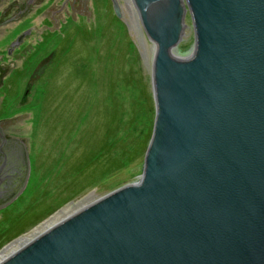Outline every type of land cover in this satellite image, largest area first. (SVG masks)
Here are the masks:
<instances>
[{"label": "water", "instance_id": "95a60500", "mask_svg": "<svg viewBox=\"0 0 264 264\" xmlns=\"http://www.w3.org/2000/svg\"><path fill=\"white\" fill-rule=\"evenodd\" d=\"M123 1L151 67L140 178L0 264H264V0ZM5 144L0 210L30 174L23 142L9 156Z\"/></svg>", "mask_w": 264, "mask_h": 264}, {"label": "rangeland", "instance_id": "374dc122", "mask_svg": "<svg viewBox=\"0 0 264 264\" xmlns=\"http://www.w3.org/2000/svg\"><path fill=\"white\" fill-rule=\"evenodd\" d=\"M83 7L88 15L72 12L66 0H0V83L5 85L0 119L4 132L26 146L30 165L25 189L0 211V255L51 220L57 222L140 178L146 148H137L151 137L154 104L139 29L123 0H83ZM76 27L81 30L75 32ZM22 34L18 46L10 49ZM65 40H78L70 57ZM58 44L64 45L52 57L59 61L52 94L41 105L42 83L24 94L35 66H47ZM110 122L115 125L111 133L116 130L108 154L119 166L94 169V134ZM35 207L28 221L36 212L50 213L35 226L23 225L19 229L26 232L5 242L9 222Z\"/></svg>", "mask_w": 264, "mask_h": 264}, {"label": "trees", "instance_id": "16d2710c", "mask_svg": "<svg viewBox=\"0 0 264 264\" xmlns=\"http://www.w3.org/2000/svg\"><path fill=\"white\" fill-rule=\"evenodd\" d=\"M75 32H78V30L80 31L81 28L76 27L75 28ZM67 42V43H66ZM78 40L69 44V40H65L64 44H68L67 48H68V52H67V56L70 57L72 56V54L75 51V46L77 44ZM64 44H58L56 46V48L53 51V54L50 56L51 61L46 64L47 66H45V63H39L38 66H35V69H37L34 74L32 75L31 81H30V86L26 89L25 94L26 95L28 93V90L30 87L34 86L36 83L40 82L43 85V92L41 94L42 100H41V105L43 104L42 101H44V99H46L48 97V95L50 96L52 94V90H51V85L53 83V81L56 78V72L57 71V67L58 65H56L58 62H54V60H52L53 56L56 55V53L61 50V48L63 47ZM65 47V46H64ZM60 48V49H59ZM58 49V50H57ZM60 60V59H59ZM44 62V61H43ZM65 63V62H64ZM53 68L54 70H56L54 72L53 70V74L50 73V71H48V69ZM64 67V64L63 66ZM61 67V68H62ZM17 73V72H16ZM16 73H14V75H16ZM50 85V90L48 88V86ZM115 126V125H114ZM112 126L111 122L109 124H107L105 131L103 132H98L94 134V169H98L99 167H101L102 165L106 164L107 167L110 168L109 171L113 170L114 167L118 168V164L116 163L115 159H112L109 154H108V146H109V139L111 138L110 136H112L113 132L116 130H113V132L111 133V130L114 129L115 127ZM104 128V127H103ZM95 129V127H94ZM89 133H93V132H89ZM149 141V140H148ZM148 141L141 142V144L139 143L137 150H139V148L143 147L146 148ZM137 150H134L132 152V154L134 152H136ZM146 150V149H145ZM90 161V160H89ZM92 163V162H91ZM103 173H108L106 171H102ZM81 174L78 173L77 176H79ZM95 179V177H94ZM19 197V196H18ZM17 199V198H16ZM15 199V200H16ZM15 200L12 202L14 203ZM11 203V204H12ZM11 204H9L8 206H10ZM37 205V204H36ZM7 206V207H8ZM7 207H5L4 209L0 210L3 211L5 210ZM36 207L34 209H29L26 212H24L22 215L18 216L15 221H10L9 222V226L7 228L6 231H8V235L4 238L6 239L5 242H9L15 238H17L18 236H20L21 234H23L24 232H26V230H21L19 229L20 227H22L23 225H28L31 223V225L34 224V226L41 220V218H43L44 216L48 215L50 213V211L48 212V214L46 213V211H40V212H36L35 216H33L32 218H34L32 221H28V217L30 216V212L33 210H35ZM32 215V214H31ZM40 215V216H39ZM40 219V220H39ZM29 225V226H31ZM17 229H19L18 231H16Z\"/></svg>", "mask_w": 264, "mask_h": 264}, {"label": "bare ground", "instance_id": "6f19581e", "mask_svg": "<svg viewBox=\"0 0 264 264\" xmlns=\"http://www.w3.org/2000/svg\"><path fill=\"white\" fill-rule=\"evenodd\" d=\"M82 208V207H81ZM79 210V209H78ZM77 211V210H76ZM74 213V212H73ZM71 213V214H73ZM70 214V215H71ZM69 216V215H68ZM67 217V216H66ZM64 219V218H63ZM62 220V219H61ZM59 220V221H61ZM57 222H54L53 220H51L50 222H48L47 224H44L42 227V230L35 232L31 238H20L18 240H16L11 247L6 251L7 253H3L0 255V262L3 261L5 258H7L10 254H12L13 252H15L19 247L25 245L26 243H28L33 237L41 234L43 231L47 230L48 228L52 227L53 225H55Z\"/></svg>", "mask_w": 264, "mask_h": 264}, {"label": "flooded vegetation", "instance_id": "af4514ba", "mask_svg": "<svg viewBox=\"0 0 264 264\" xmlns=\"http://www.w3.org/2000/svg\"><path fill=\"white\" fill-rule=\"evenodd\" d=\"M8 53V52H7ZM13 73V72H12ZM10 78V77H9ZM6 79H8V78H5V80ZM3 82V81H2ZM1 82V83H2ZM0 83V91L1 90H3L4 89V82L1 84ZM2 119H0V135H2L5 139H6V141H8V144H5L4 145V149H5V153H7L8 154V156H9V154H11V152L13 151V150H16L15 148H16V146H14L13 145V143H14V140L16 139L14 136L12 137V136H8L7 135V133H5L4 132V130H3V126H2ZM17 140V139H16ZM8 158V157H7ZM8 162H9V158H8Z\"/></svg>", "mask_w": 264, "mask_h": 264}]
</instances>
